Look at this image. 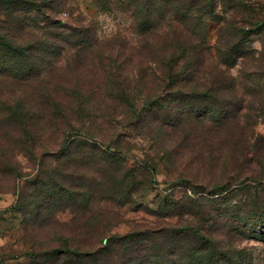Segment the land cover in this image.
I'll list each match as a JSON object with an SVG mask.
<instances>
[{
	"label": "trees",
	"instance_id": "trees-1",
	"mask_svg": "<svg viewBox=\"0 0 264 264\" xmlns=\"http://www.w3.org/2000/svg\"><path fill=\"white\" fill-rule=\"evenodd\" d=\"M55 1L0 0V175L21 178L25 158L40 170L25 222L41 228L45 214L69 209L76 224L53 232L46 247L33 244L29 264H255L246 247L220 237L245 234L249 222L252 235L264 238V146L253 126L264 115L254 91L261 80L253 77L264 78V56L244 47L264 31L253 10L237 0H95L122 5L137 37L101 51L90 26L54 19ZM214 21L222 26L210 45ZM250 65L259 72H248ZM119 123L149 139L177 131L179 150L163 162L218 167L222 178L196 188L184 171L176 183L186 197L172 202L177 222L113 232L120 208L154 184L155 171L147 159L126 164ZM92 160L99 169L85 178L80 170ZM98 198L105 206L95 211ZM229 214L241 223H226L218 237L205 225Z\"/></svg>",
	"mask_w": 264,
	"mask_h": 264
},
{
	"label": "rangeland",
	"instance_id": "rangeland-1",
	"mask_svg": "<svg viewBox=\"0 0 264 264\" xmlns=\"http://www.w3.org/2000/svg\"><path fill=\"white\" fill-rule=\"evenodd\" d=\"M237 1L240 4L249 6L260 21V24L264 26V0ZM53 5L57 6L58 11L51 14L54 19H59L63 24H84L85 26H90V28H92L91 30L96 33V36L104 42L101 44V51L109 50L112 47H118L117 43L123 44L125 40L131 42L137 38L133 36L129 28L132 19L129 13L124 10L122 11L123 6L120 4L113 3L111 5L106 4L102 6L100 2L97 3L95 0H59L53 2ZM216 9L220 15L224 14L220 13L222 8L218 1ZM221 26L222 23L220 22H211L206 37L208 44H215ZM249 39L248 42L244 43V47L247 48L250 46L252 55L259 56L262 59L264 56V31L263 33L254 32ZM247 55H249V53ZM260 63V61H256L254 64ZM243 69L248 71L246 67H243ZM240 70V66H236L230 71L233 75H238ZM252 70L259 72L257 67L250 65V70L248 72ZM253 77L261 80L259 86L254 88L255 94H257L255 96L258 100L264 101V78H259V74L257 75V73ZM256 115V121H254L253 125L254 130L258 136L260 135L262 137V139L259 137L256 145L260 146L262 144V146H264V115L260 116L259 113ZM115 126L116 131L121 133V136L124 137V140L127 141L129 146V151L124 153L126 164L134 166L138 162L147 159L154 163L155 171L152 176L154 184H152L136 201L120 208L116 218L118 224L113 228V232L125 233L130 230L131 227L138 225L156 226L157 224L158 227H161L164 226L165 221L177 222L180 217L178 213L179 210L175 208L176 205L172 204V202L181 195V197H186L184 195L185 191L182 192L183 188L176 183V177L184 173V171H189V175L192 177L191 184L196 188L200 185H213L215 181L222 178V171L218 167L212 169L210 166L209 168L202 169L199 167L185 168L184 163L182 164L180 158L177 157H171L172 160L168 164L163 162L164 153L168 151L169 154L174 155V151L177 153L179 150L177 147V131L166 137H162L159 133L152 132L153 134H151V137H153V139H149V137L144 134H137L138 131L132 126L127 128L124 127L122 123L115 124ZM178 128L179 127L176 129L181 131V129ZM255 136L257 138V135ZM188 147L190 148L189 145L187 148ZM216 158L215 163H218L221 159L219 157ZM191 160H193V158H191ZM94 161H97V158H94ZM20 163L23 172L21 178L15 179L13 177L0 175V264H29L31 261L30 251L33 244H37V247L43 248L47 246L53 232H72L76 230L74 226L76 224L71 221L72 213L69 209H66L64 212H58L57 214L55 212L57 209H55L52 212L50 211L48 216L45 214V217H47L49 221L46 220L41 228L36 227V229L30 227V224L25 222V219H27V222L31 219L30 213L34 209V207L27 202L28 194L30 192H38L39 189V186L34 187L31 181L40 170L38 171L36 166L32 168L31 164L28 163L25 158H21ZM53 163L52 157L47 160V164L50 165L49 167H55ZM87 165V168L80 170L79 173L84 175L85 178L95 175L99 169L97 167L98 164L95 165L93 160ZM44 170L46 169L43 168L41 170V174L44 173ZM230 171H232V169L229 167L226 173L229 174ZM187 195H190V193L188 192ZM197 195H204L206 198H211L209 194H204L203 191L198 192ZM99 198L92 202L91 207H93L95 211L105 206L103 200H101V202ZM39 199H41V197ZM168 202H171L169 203L170 206L165 208L164 206ZM222 206L223 204L216 205L217 208ZM27 211H29V214L26 213ZM171 212H174V214L169 216ZM177 213L178 215H176ZM215 217L217 218L209 221L205 225L213 227L214 229L211 228L212 232L215 231L213 233H215L217 237L223 231V227L226 223L231 221H233L235 225H237V222L241 223L236 217L233 218L230 214L227 217ZM89 222L91 223L92 219H89ZM92 227L94 228V226ZM95 227H97L96 229H100L98 226ZM243 229L245 234L233 233L232 236H225L222 233L220 234L221 240L224 242V240L229 239L228 241H230L232 245H237L238 243L246 247L247 251L252 254L255 264H264L263 236H253L249 222H247Z\"/></svg>",
	"mask_w": 264,
	"mask_h": 264
}]
</instances>
